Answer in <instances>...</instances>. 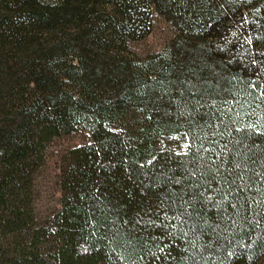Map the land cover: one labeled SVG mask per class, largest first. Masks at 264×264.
I'll use <instances>...</instances> for the list:
<instances>
[{
    "label": "trees",
    "instance_id": "trees-1",
    "mask_svg": "<svg viewBox=\"0 0 264 264\" xmlns=\"http://www.w3.org/2000/svg\"><path fill=\"white\" fill-rule=\"evenodd\" d=\"M175 34L137 57L151 13ZM90 139L35 214L47 144ZM264 0H0V264H263Z\"/></svg>",
    "mask_w": 264,
    "mask_h": 264
},
{
    "label": "rangeland",
    "instance_id": "rangeland-1",
    "mask_svg": "<svg viewBox=\"0 0 264 264\" xmlns=\"http://www.w3.org/2000/svg\"><path fill=\"white\" fill-rule=\"evenodd\" d=\"M175 34L172 23L155 10L151 13L150 32L144 38L131 42L130 54L145 57L161 51L169 44ZM90 139L85 130H78L68 135L53 138L46 147L44 162L35 178V214L44 220L60 207V167L66 152ZM237 162L255 171L264 170V139L251 142L243 136L235 148ZM264 264V263H263Z\"/></svg>",
    "mask_w": 264,
    "mask_h": 264
}]
</instances>
